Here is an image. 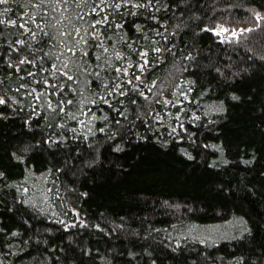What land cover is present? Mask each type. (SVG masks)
<instances>
[{"label": "trees", "instance_id": "trees-1", "mask_svg": "<svg viewBox=\"0 0 264 264\" xmlns=\"http://www.w3.org/2000/svg\"><path fill=\"white\" fill-rule=\"evenodd\" d=\"M96 3H0V264H264V0Z\"/></svg>", "mask_w": 264, "mask_h": 264}, {"label": "snow or ice", "instance_id": "snow-or-ice-1", "mask_svg": "<svg viewBox=\"0 0 264 264\" xmlns=\"http://www.w3.org/2000/svg\"><path fill=\"white\" fill-rule=\"evenodd\" d=\"M4 2H7V0H0V3H4ZM45 2L49 3V2H52V0H45ZM71 2H72V4H76L77 7H83L87 3V0H79L78 4L76 3V0H71ZM92 3H93V10H95V8L98 7L99 5H97L96 0H92ZM131 3H133V0H119V2H117V0H112L111 4H108L107 0H99V4L100 5H103L105 7L117 8V9L122 8L125 5L131 4ZM54 4H55V11L56 12H60V13L63 12V10L65 9L66 5H68L69 7L71 6V5H69V0H54ZM137 6H139V5H137ZM88 14H90V13H88ZM257 18H259V14H258ZM76 19L77 20H81V19H83V16L78 14L76 16ZM61 20H67V17L64 16L63 14H61V16H60L59 20L57 21V23H59ZM7 23L16 24L17 21L8 20ZM68 23H71V21L69 20ZM97 23L107 25V24H109V20L106 18V16L105 17H101L99 20L93 19L91 26H94ZM116 26L117 27H121V28L123 27L122 24H116ZM25 27H27V26L25 25ZM137 27L139 28V25H137ZM29 31H30V29H29ZM81 31H85L86 32V29H84L83 26H81V28L73 27V29H71V30H67V31L62 32L60 34V36H62V37H73V36L79 37L78 43L79 44H83V45L86 46L88 41L86 39H84L83 36L80 35ZM225 31H227V29H225ZM239 31L242 32V31H245V29H239ZM232 34L236 35L237 39L239 38L238 32L236 30H234ZM90 35L95 36L96 32L93 31ZM57 38L59 39V37H57ZM19 43L23 44L24 41L21 40V41H19ZM60 43L64 44L65 42H64L63 39H60ZM73 43L74 42L72 40H69L68 44L65 45L67 52L75 54L77 51H80V52L83 53V55H85V56L87 55V52H85L83 48H77L75 46H69V45H73ZM155 51L156 52H160L161 50L159 48H157ZM138 55L140 56V62L137 65V67L139 69L144 70V69H146V67L150 66V62L148 60V50L147 49H145L141 53H138ZM24 59L26 60L27 58L25 57ZM53 67L55 68L56 66L53 65ZM67 68H68V64H62L61 67L58 69V71L63 73V75L65 77H68L69 80H73L74 77L72 75H70V70H68V71L65 70ZM127 70H128L127 68L123 69V71H125V72H127ZM135 79L136 80H140V76H136ZM44 83L47 84L49 82L48 81H44ZM128 83L131 84L132 80H128ZM116 90L118 91L119 89L117 88ZM121 94H123V93H121ZM55 95L59 96L60 93L57 92V93H55ZM141 95H145L146 96V94H144V93H141ZM37 99H38V97H37ZM97 99H100V100H102L105 103H110V101L105 99V97L98 96ZM168 102L171 103V101H168ZM0 103H5V100L3 99V97H0ZM64 103L71 104L72 100L69 99V100H65V101H59L56 106L60 107L61 110H63ZM91 103L94 104V103H96V101L93 100V101H91ZM177 103H180V101H177ZM48 107L52 108L53 107L52 103H49ZM121 114H123V113H121ZM81 115H86V113H81ZM0 175H2V173H0Z\"/></svg>", "mask_w": 264, "mask_h": 264}, {"label": "water", "instance_id": "water-1", "mask_svg": "<svg viewBox=\"0 0 264 264\" xmlns=\"http://www.w3.org/2000/svg\"><path fill=\"white\" fill-rule=\"evenodd\" d=\"M223 37L226 39L228 37V33L227 32H223Z\"/></svg>", "mask_w": 264, "mask_h": 264}, {"label": "rangeland", "instance_id": "rangeland-1", "mask_svg": "<svg viewBox=\"0 0 264 264\" xmlns=\"http://www.w3.org/2000/svg\"><path fill=\"white\" fill-rule=\"evenodd\" d=\"M233 36H236V35H233V34H231V33H228V37H227V38H229V37H233Z\"/></svg>", "mask_w": 264, "mask_h": 264}]
</instances>
